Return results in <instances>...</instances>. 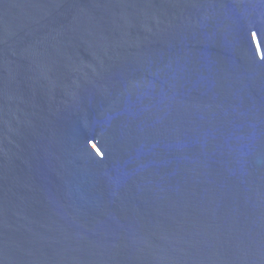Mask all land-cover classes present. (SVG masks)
<instances>
[{
    "label": "water",
    "instance_id": "1",
    "mask_svg": "<svg viewBox=\"0 0 264 264\" xmlns=\"http://www.w3.org/2000/svg\"><path fill=\"white\" fill-rule=\"evenodd\" d=\"M0 264H264V0H0Z\"/></svg>",
    "mask_w": 264,
    "mask_h": 264
}]
</instances>
